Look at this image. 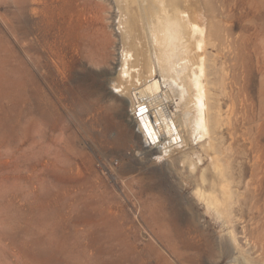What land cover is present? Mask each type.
Segmentation results:
<instances>
[{"label": "rangeland", "instance_id": "rangeland-1", "mask_svg": "<svg viewBox=\"0 0 264 264\" xmlns=\"http://www.w3.org/2000/svg\"><path fill=\"white\" fill-rule=\"evenodd\" d=\"M13 1L0 0V264H263L260 250L261 263L224 255L222 219L196 189L224 183L217 157L236 203L257 189L264 222V0H207L215 148L181 126L194 113L182 84L161 83L153 99L179 138L159 159L139 153L136 98L111 89L123 44L115 0H43L18 22Z\"/></svg>", "mask_w": 264, "mask_h": 264}, {"label": "bare ground", "instance_id": "bare-ground-1", "mask_svg": "<svg viewBox=\"0 0 264 264\" xmlns=\"http://www.w3.org/2000/svg\"><path fill=\"white\" fill-rule=\"evenodd\" d=\"M42 1L43 0H14L15 21L18 22L20 20L21 10L24 9L26 11L30 9L33 3H35L36 6H33L32 9L38 13L36 7L43 4ZM54 1L56 0H53V2ZM103 2L105 3L106 1L103 0ZM115 2L118 7V13H114L118 14L116 16L118 18L116 22L122 32L123 44L120 52L121 60L118 62L120 66L118 67V73L115 79L113 78L114 80H111L113 82L111 89L115 92H120L127 100L129 97H135L136 102L133 100H131V102L135 104L138 102L139 104L137 106L142 105L140 107L142 109L139 113L140 119L136 113L138 111L137 106L135 108V118L132 115V109V112L129 114L130 122L137 121L139 123L138 135L141 133L142 136L145 137V144L143 142V145H141L142 158L145 157L150 159V156L153 154H157L155 159L163 158L161 149L167 147L166 150H168V146L177 142L179 138L178 134H174L176 131L175 126L177 125L175 123L176 120L167 116L163 109L159 108V98L153 99L155 95L157 97L161 90V83H165L167 86L172 87L177 83L182 84L183 89H177V95H180V98H182L184 93L189 94L186 98V109H189V111L194 110V113L188 116V122H186L185 119L181 120V126H186L188 132L194 137L199 138L202 142L207 140L211 148L214 149L215 141L212 130V119L210 118L211 108H209L206 103V57L203 53L207 44L211 43V45H216L217 42H214L216 39L214 41L212 40L213 42L211 39L213 35H215L214 32L218 31V29L217 27L213 28L211 24L213 22L210 20L211 13H209L210 10L208 9L210 6L208 4L209 1L115 0ZM144 2H146L145 5ZM54 8L55 7H53V10ZM78 9L80 10L81 8L78 7ZM103 10L106 11L108 8ZM29 11H31V9ZM99 11L100 10H98V12ZM60 12L62 13V10H60ZM214 12L216 13V9ZM215 13L211 15H215ZM43 16L45 20L43 23H47V21H49L47 18L48 14L43 12ZM74 17L76 16L74 15ZM213 18L215 19V17H212V19ZM39 20L38 18V21ZM45 25L46 24H44V26ZM15 27L17 29V26ZM113 31H115V29ZM179 65L183 66L185 73L184 83H181L182 78L178 74ZM158 73L160 74L159 78L161 77L159 80L156 79ZM148 102L149 106L146 105V107L144 104H148ZM152 106H155L153 107L154 118H152L150 112ZM156 107L157 109H155ZM231 131H233V129ZM170 149L168 151H170ZM213 159V167L217 170L218 176L222 177L224 183L212 184V190L207 191V193H203L201 189H196V192L199 194L198 196L201 197L202 201H204L208 211L216 213L217 217H221L222 219V221H219L221 223L222 233L220 243L223 253L225 256L231 257L232 262H239L240 260L238 259L240 257L233 256L234 250L237 249L244 255L247 261L250 260L253 263H261V258H256L257 256L252 257L253 252H258L260 250L264 253V222L260 221L262 218L258 220L259 218H257L256 214L257 212L260 214V212L262 213L263 211L259 205H257L259 195L255 192L257 189H254V192L249 191L251 195L249 200L246 199L247 201H242L240 199L237 201V203L239 202L237 205L234 199L235 191L233 187L231 184L225 183L226 179H224L223 168L220 167L223 165L218 164L220 162L217 163V157H213ZM205 178L206 176H203L204 180ZM235 203L238 206L237 211L239 216L233 214V211L236 210L234 207ZM253 213L255 215H253ZM250 214L253 216H250ZM248 216H250L249 219L247 218ZM239 226L242 227L240 231L238 230ZM240 233L245 239L246 245L241 243L238 236ZM260 255L258 252V256Z\"/></svg>", "mask_w": 264, "mask_h": 264}, {"label": "built area", "instance_id": "built-area-1", "mask_svg": "<svg viewBox=\"0 0 264 264\" xmlns=\"http://www.w3.org/2000/svg\"><path fill=\"white\" fill-rule=\"evenodd\" d=\"M137 104H139V103H137ZM144 105H145V106H146V105L149 106L148 104H144ZM141 106H142V105H141ZM141 106H137V107H138V111L136 112V113H137V116H138L139 119H140L139 113H140V111H141V109H142V108H140ZM147 106H146V107H147ZM135 108H136V107L133 108V113H132V115H133L134 118H135V116H136V115H135ZM149 108H150V107H149ZM150 112H151L152 118H154L152 108H150ZM135 120H136V119H135ZM132 122L136 125L137 130L139 131V123H138L137 121H132ZM134 124H133V125H134ZM141 135H142V134H141ZM142 141H143L144 144H145V137H144V136H142ZM164 149H165V148H162V149H161V150H162V151H161L162 153H165V152H164ZM165 151H166V150H165ZM139 153H140V155H142V149L139 151ZM160 154H161V153H160ZM142 156H143V155H142ZM156 156H157V154H153V155H151L150 157L155 159Z\"/></svg>", "mask_w": 264, "mask_h": 264}]
</instances>
